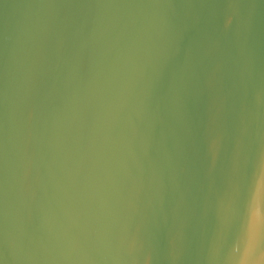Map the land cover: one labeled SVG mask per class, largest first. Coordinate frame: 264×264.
<instances>
[{"label": "water", "instance_id": "1", "mask_svg": "<svg viewBox=\"0 0 264 264\" xmlns=\"http://www.w3.org/2000/svg\"><path fill=\"white\" fill-rule=\"evenodd\" d=\"M0 264H264V0H0Z\"/></svg>", "mask_w": 264, "mask_h": 264}]
</instances>
